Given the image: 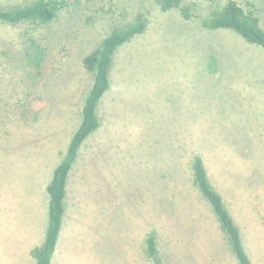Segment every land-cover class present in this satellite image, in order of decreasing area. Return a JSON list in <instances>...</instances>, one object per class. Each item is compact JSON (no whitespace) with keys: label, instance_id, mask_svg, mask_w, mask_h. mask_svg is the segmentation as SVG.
<instances>
[{"label":"rangeland","instance_id":"1","mask_svg":"<svg viewBox=\"0 0 264 264\" xmlns=\"http://www.w3.org/2000/svg\"><path fill=\"white\" fill-rule=\"evenodd\" d=\"M65 1L48 24L0 21V264H34L47 185L93 81L82 59L138 14L147 27L119 48L100 125L71 169L52 264H238L194 183L195 155L221 188L251 264H264V49L205 28L224 0H185L189 20L155 0ZM238 2L264 28V0Z\"/></svg>","mask_w":264,"mask_h":264},{"label":"trees","instance_id":"2","mask_svg":"<svg viewBox=\"0 0 264 264\" xmlns=\"http://www.w3.org/2000/svg\"><path fill=\"white\" fill-rule=\"evenodd\" d=\"M155 1L163 11L177 9L184 19L192 18L190 7L183 3L185 0ZM65 5H67L65 0H33L20 5L0 6V21L9 24H48L58 18L59 11ZM208 17V21H204L203 24L209 31L232 30L247 42L264 49V28L259 18L252 10H246L238 0H224L210 10ZM146 27V18L138 14L135 21L124 26H115L108 31L99 45L82 59L83 67L93 74V81L84 99L81 119L71 136L67 151L54 168L47 185L48 222L44 240L30 250L34 264H52L67 212L66 203L71 192L69 189L71 169L81 145L100 125L98 107L110 88L117 52L125 43L142 34ZM212 60L209 62L211 69ZM191 168L194 183L215 215L222 236L227 241L237 263L251 264V258L244 244V234L234 219L221 188L213 184L201 155L192 158ZM226 197H228L227 192ZM148 253L158 261L156 241L152 236L148 238Z\"/></svg>","mask_w":264,"mask_h":264}]
</instances>
